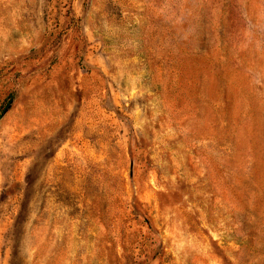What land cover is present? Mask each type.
I'll return each instance as SVG.
<instances>
[{"label": "rangeland", "instance_id": "rangeland-1", "mask_svg": "<svg viewBox=\"0 0 264 264\" xmlns=\"http://www.w3.org/2000/svg\"><path fill=\"white\" fill-rule=\"evenodd\" d=\"M0 264H264V0H0Z\"/></svg>", "mask_w": 264, "mask_h": 264}]
</instances>
